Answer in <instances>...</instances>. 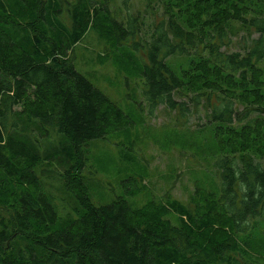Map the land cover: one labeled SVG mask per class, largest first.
Listing matches in <instances>:
<instances>
[{
	"label": "trees",
	"instance_id": "obj_1",
	"mask_svg": "<svg viewBox=\"0 0 264 264\" xmlns=\"http://www.w3.org/2000/svg\"><path fill=\"white\" fill-rule=\"evenodd\" d=\"M153 2L163 19L147 40L136 38L137 17L119 22L93 0L71 6L70 26L62 0H0V264H258L264 257L250 233L264 218V165L255 160L264 159V0ZM234 23L258 34L244 54L226 51ZM89 30L111 42L117 60L131 59L120 52L125 44L136 51L153 111L164 106L187 118L190 108L175 95L191 93L195 108L206 98L218 140L217 193L196 188L191 207L91 202L85 148L131 120L69 60ZM175 57L189 67L176 72ZM51 132L59 145L41 156L35 144ZM51 159L66 162L64 188L79 206V218L66 223L35 172ZM125 185L130 197L138 194Z\"/></svg>",
	"mask_w": 264,
	"mask_h": 264
},
{
	"label": "rangeland",
	"instance_id": "obj_2",
	"mask_svg": "<svg viewBox=\"0 0 264 264\" xmlns=\"http://www.w3.org/2000/svg\"><path fill=\"white\" fill-rule=\"evenodd\" d=\"M76 1L62 0V19L67 26H70L69 10ZM93 1L107 4L119 22L125 21L126 24L131 16L137 17L140 29L137 39L148 40L154 25L163 19L161 5L153 0L150 7L149 0H129V3L127 0ZM232 26L231 43L226 51L244 54L258 34L238 23ZM121 51L131 59L117 60V49L111 42L89 30L69 52V60L75 69L131 120V123L127 120L119 124L105 139L89 142L85 148L86 164L82 178L88 187L91 202L102 206L124 197L134 209L146 208L151 203L165 204L170 200L191 207L190 197L196 188L217 193L221 182L220 171L214 166L218 140L215 137L216 124L212 122L206 98L203 97L195 108L190 100L191 93L187 95L183 91V94L175 95L177 101L185 102L190 108L187 118L164 106L153 111L150 100L143 92L145 79L139 74L144 63L129 45L125 44ZM169 61L176 72L189 67L186 57L170 58ZM211 102L214 103V100ZM254 116L251 114L243 123L233 126L238 128ZM51 133V138H44V142L35 144L42 150L41 156L46 150L59 145V135ZM28 136L27 131L23 132V138ZM31 137L34 140V135ZM255 160L264 165V159ZM66 167L64 160L51 159L40 161L35 168L37 180L50 195L61 223L79 218L77 201L64 188ZM127 182H132L138 190L134 197L128 195L129 190H124ZM166 218L175 223L173 214H167ZM250 233L254 247H260L264 256V218L253 223ZM263 258H259L258 264H264Z\"/></svg>",
	"mask_w": 264,
	"mask_h": 264
}]
</instances>
